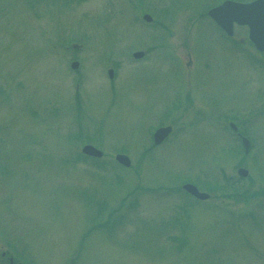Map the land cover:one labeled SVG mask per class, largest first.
<instances>
[{
	"label": "rangeland",
	"instance_id": "374dc122",
	"mask_svg": "<svg viewBox=\"0 0 264 264\" xmlns=\"http://www.w3.org/2000/svg\"><path fill=\"white\" fill-rule=\"evenodd\" d=\"M216 1L0 0V248L28 264H264V97L246 94L263 81L200 17Z\"/></svg>",
	"mask_w": 264,
	"mask_h": 264
},
{
	"label": "flooded vegetation",
	"instance_id": "af4514ba",
	"mask_svg": "<svg viewBox=\"0 0 264 264\" xmlns=\"http://www.w3.org/2000/svg\"><path fill=\"white\" fill-rule=\"evenodd\" d=\"M226 37H228L229 42H233V40L235 42H241V40H244V37H237L236 35H231V36H226ZM246 38L249 41L250 46L252 47V44H251L248 36ZM260 54H264V52H262ZM261 77H262L263 83H259L258 86L254 90H252V91L246 90V94L250 96L249 97L250 101H248L249 102L248 105H251L253 103V101H251L252 94H256V97L255 98L257 99V101L259 103H261V101L263 102L264 92H262L261 88L264 89V71L262 72ZM258 98H260L261 100H258ZM184 106H186V105L184 104ZM213 106H215V105H213ZM245 108L247 109V105L245 106ZM213 112H215V111H212V113ZM206 113L207 112L203 113V114H205L203 116V118H205V119H207ZM221 115H222V112L220 110L216 111V114L213 116L212 121H214L216 123H219L220 118H221ZM239 121L246 122L247 121V118H245V120H238L237 122H239ZM231 122L232 121H229V124L228 125L230 126V129H232L231 131L234 133V135H235V137L237 139L240 140L242 138V136H245L247 138L250 137L249 131H248V133L244 132L242 129H240V127L238 126V124H235L234 122H233L234 123V126H231V124H230ZM258 122L259 121H257V124H258ZM217 127H218V124H217ZM216 131H220V130H216ZM0 264H28V263L23 262V261L21 262V261L16 260L15 257L12 255V252H10V250H7V249L4 250V249L0 248Z\"/></svg>",
	"mask_w": 264,
	"mask_h": 264
},
{
	"label": "water",
	"instance_id": "95a60500",
	"mask_svg": "<svg viewBox=\"0 0 264 264\" xmlns=\"http://www.w3.org/2000/svg\"><path fill=\"white\" fill-rule=\"evenodd\" d=\"M234 9H236V8H234ZM244 10L246 11V9H244ZM241 17L244 18L243 12H242V16H241ZM140 55H141L140 52H139V53H134V56H135V57H138V56H140ZM72 67H76V63L72 64ZM109 75L111 76V71H109ZM163 132H164V129H160V130L157 131L156 134H157L159 137H161L162 134H163ZM82 151H83L85 154H88V155L100 156V152L97 151L95 148H93V147L90 146V145H86V146H84L83 149H82ZM116 159H117L119 162H121V163H123V164H125V165H128V164H129L127 158L124 157V156L118 155V156L116 157ZM184 187H185L187 190H189L192 194L196 195L197 197H200V198H201V197H204L203 194H199V193H197V192H196V189H195L193 186L186 185V186H184Z\"/></svg>",
	"mask_w": 264,
	"mask_h": 264
}]
</instances>
